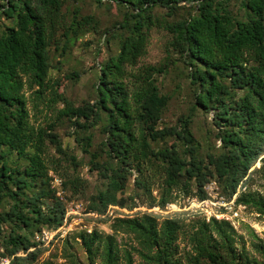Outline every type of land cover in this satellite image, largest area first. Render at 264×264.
Segmentation results:
<instances>
[{"label":"trees","instance_id":"obj_1","mask_svg":"<svg viewBox=\"0 0 264 264\" xmlns=\"http://www.w3.org/2000/svg\"><path fill=\"white\" fill-rule=\"evenodd\" d=\"M66 1L7 0L0 5V12L10 20L0 32L1 255L9 257L10 264H32L42 251V242L31 239L34 231L61 225L64 207L51 187L49 172L58 175L62 188L72 195L87 192L88 182L75 173L79 162L66 153L54 133L56 122L62 119L75 127L73 136L89 157V169L103 181V187L87 198L88 212L102 216L110 206L128 211L140 206L165 209L179 191L204 200L205 185L215 180L227 201L236 194V205L264 215V198L245 188L256 162L264 164V0H236L240 18L228 8L231 0H93L97 5L107 2L125 9L117 27L127 34L118 37L117 54L99 65L93 103L73 107L62 99L63 107L54 112L55 121L45 128L35 127L30 123L31 113L42 103L49 108L59 103L58 83L49 76L55 36L61 32L69 42L81 32H96L94 18L81 16L77 8L66 25L62 13ZM181 3L195 14L190 11L162 28L171 35L169 46L190 68L196 106L212 111L219 147L211 151L200 150L189 116L179 120L178 127H158L169 101L155 83L154 75L161 70L153 66L133 69L146 53L147 29L158 23L152 11L164 8L171 14ZM95 127L103 138L90 151V131ZM168 139L173 141L169 145L152 146ZM48 145L57 157L48 155ZM133 176L135 193L124 197ZM139 214L101 218L110 223L112 234L96 229L78 232L75 239L85 255L84 264L96 260L133 264L131 252L142 264H185L177 244L178 219L158 221L151 213ZM119 233L131 236L136 246L120 253L114 238ZM187 238L191 254L186 264H264V244L254 246L260 260L249 255L237 247L227 221L202 219ZM67 259L63 264H82L73 255Z\"/></svg>","mask_w":264,"mask_h":264},{"label":"rangeland","instance_id":"obj_2","mask_svg":"<svg viewBox=\"0 0 264 264\" xmlns=\"http://www.w3.org/2000/svg\"><path fill=\"white\" fill-rule=\"evenodd\" d=\"M7 0H0V5H4ZM77 8L81 16H91L97 23L95 27L96 32L91 30L81 32L77 37L71 41L62 38L61 32L55 36L56 45L50 47V79L58 83L57 93L58 102L54 107L47 106L42 103L38 106V111L30 115V123L35 127H42L55 121V110L62 108L61 101L65 99L70 102L73 107H80L86 103L92 104L95 99V87L99 65L104 63L109 56L117 54L119 49L118 37L127 34L124 29H119L117 26L125 18L126 10L114 3L104 2L100 5L93 0H67L63 7L62 13L64 14L65 23L68 25L72 20L73 9ZM229 10L236 17H242V11L239 7V2L231 0L228 4ZM191 8L188 5L179 4L178 7L169 14L164 8H155L152 11L154 17L157 18L158 23L147 29L148 44L145 55L139 59L138 63L134 66V71L146 66H153L161 70L160 73L154 75L155 83L161 94L169 98L167 107L165 108L159 128L163 127H178L179 120L184 117H190V128L199 144L202 151H211L219 147V141L216 140L214 134L216 130L211 124L212 111L204 112L195 104L196 88L191 85L189 81L190 68L186 66L183 58L173 51L169 46L172 41L171 35L162 28L166 23H173L179 19L187 16ZM2 11V8H0ZM195 12L191 11V14ZM10 24L7 19L0 12V32L4 26ZM67 42L64 51L61 50L62 45ZM195 108V109H194ZM54 133L58 135L62 147L76 158L79 166L76 168L75 173L83 180L88 182L87 192L84 196L72 195L69 190L55 186V196L59 198L64 207V218L60 225V231L54 234L51 240H44L42 242L38 232L34 231L31 239L42 242L41 253L32 264H63L68 263L70 260L67 256L73 255L82 264L85 262V255L81 249L75 236L80 231L89 232L96 229L102 233L112 234L110 223L101 219L91 212L86 210L87 198L94 194L97 190L103 187V181L95 171L89 169L87 154L82 152L80 145L75 141V127L72 126L68 119H62L56 122ZM92 133V147L90 151L96 150L103 138L99 132V128L95 127L90 131ZM173 141L168 139L166 141L154 143V148H161L165 144H171ZM48 155L50 157H57L54 148L48 145ZM264 158V154L262 155ZM67 164V163H65ZM65 168L68 167L64 166ZM255 171L251 179L246 185V191L257 193L264 198V164L256 162ZM253 169V168H252ZM69 172H73L70 166ZM62 172H60L61 174ZM53 180L54 178L60 179L58 175L52 172L48 174ZM125 189L124 197L133 196L135 188L133 186V178ZM160 179L158 178L153 185V195L157 194L156 187L159 185ZM51 183V187H52ZM206 199L203 203H199L196 197H186L181 191L175 192V200L170 204V210L160 209L161 212H149L158 217V221L166 217L177 218L181 227L178 235V250L179 256L183 263L186 264V258L191 254L190 244L188 242V233L196 227L197 222L204 219L206 222L214 218L212 214L222 213L223 219L227 221L235 232V241L238 248H244L249 255L260 260L259 253L254 250V246L261 243L264 244V215H259L254 209L245 208L237 210L236 216L225 210L222 207L223 203L228 202L220 192V186L215 180H211L205 185ZM244 188H241L243 191ZM57 192V194H56ZM235 196V195H234ZM232 198L229 201H232ZM236 204V203H235ZM143 206L139 209V213L145 212ZM157 208V207H155ZM222 209V210H221ZM142 211V212H141ZM127 209H119L118 207L108 209V215L114 217H133ZM139 214V215H140ZM41 230L51 231L53 229L42 228ZM254 235V237H253ZM114 238L120 250H130L136 243L131 236L124 234H115ZM0 252L2 249L0 247ZM133 264H142L141 259L133 252ZM22 256V253H18ZM95 264H100V260H96ZM122 264V263H121Z\"/></svg>","mask_w":264,"mask_h":264},{"label":"built area","instance_id":"obj_3","mask_svg":"<svg viewBox=\"0 0 264 264\" xmlns=\"http://www.w3.org/2000/svg\"><path fill=\"white\" fill-rule=\"evenodd\" d=\"M52 183V188H54L55 186H58V187H61L62 188V185H61V180L60 179H56V178H54L53 180H51L50 181V184ZM56 194H57V192H56ZM234 196V195H233ZM235 199H236V194H235V196H234V198L232 199V201H228V202H226V203H223L222 204V207H223V209H225V210H230V212L231 213H233L234 214V216H236L237 214H236V204H235ZM204 201L202 200V201H200L199 203H203ZM170 204H168L165 208L167 209V210H170V206H169ZM110 208H115V207H109L108 209H110ZM144 208V207H143ZM142 208V209H143ZM246 207L245 206H242V205H238V207H237V210H242V209H245ZM108 209L106 210V213H105V215H102V216H99V215H96V214H94V213H92V214H94V215H96V216H98L99 218L100 217H104V216H107V217H112L113 215H108V213H107V211H108ZM145 212H147V211H151V212H156V211H159V212H161V210H159L158 208H155V207H153V208H151V209H146V208H144L143 209ZM222 210V209H221ZM135 211H140L139 209H134V212ZM131 212V211H130ZM142 212V211H141ZM133 213V212H132ZM223 213V212H222ZM222 213H218V214H215V213H213L212 214V217H215L216 219H223L224 218V215L222 214ZM131 214V213H130ZM122 216H123V214H122ZM115 218V217H114ZM58 227H60V226H58ZM55 228V229H53V230H51V231H45V230H41L40 232H38V234L40 235V237H41V239H39V240H41L42 242H44V240H47V241H49V240H51L52 239V237L54 236V234H56L57 232H59L60 231V228ZM0 264H10V258L9 257H7V256H4V255H1V253H0Z\"/></svg>","mask_w":264,"mask_h":264}]
</instances>
